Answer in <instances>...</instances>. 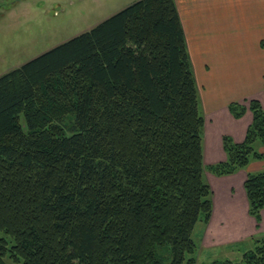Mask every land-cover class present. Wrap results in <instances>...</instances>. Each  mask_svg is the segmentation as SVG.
Returning <instances> with one entry per match:
<instances>
[{"label": "trees", "instance_id": "obj_1", "mask_svg": "<svg viewBox=\"0 0 264 264\" xmlns=\"http://www.w3.org/2000/svg\"><path fill=\"white\" fill-rule=\"evenodd\" d=\"M245 138L223 136L204 162L205 117L175 0H137L0 75V264H198L193 230L209 222L217 176L264 158V107ZM264 210V169L244 181ZM241 262L264 264V234ZM188 255H191L188 257Z\"/></svg>", "mask_w": 264, "mask_h": 264}, {"label": "crops", "instance_id": "obj_2", "mask_svg": "<svg viewBox=\"0 0 264 264\" xmlns=\"http://www.w3.org/2000/svg\"><path fill=\"white\" fill-rule=\"evenodd\" d=\"M175 3L194 72L196 60L206 59L205 63L201 60L205 106L202 112L204 162L209 165L226 159L223 136L243 141L253 119L249 109L242 117H234L229 103L239 101L248 106L251 99H258L264 107V0H175ZM258 149L264 152V145L258 144ZM262 169L264 158L252 159L245 169L230 175L217 176L206 171L214 193L213 212L201 230L196 231V225L193 230L194 240L198 238L197 262L225 260L220 257L231 255L234 250L244 253L251 237L264 234V210L257 222L249 213L244 189L247 174Z\"/></svg>", "mask_w": 264, "mask_h": 264}, {"label": "rangeland", "instance_id": "obj_3", "mask_svg": "<svg viewBox=\"0 0 264 264\" xmlns=\"http://www.w3.org/2000/svg\"><path fill=\"white\" fill-rule=\"evenodd\" d=\"M135 1L137 0H0V75L90 29ZM201 60L205 63L206 59L196 60L194 73L201 94L200 109L204 111ZM204 225V221L199 220L196 231L201 230ZM195 240L197 242L198 238L195 237ZM157 252L163 264H171L170 245L158 246ZM191 255L196 256V251ZM242 256L243 253L234 250L231 255L220 259L230 258L241 262Z\"/></svg>", "mask_w": 264, "mask_h": 264}]
</instances>
